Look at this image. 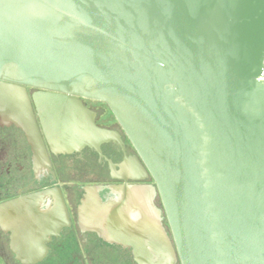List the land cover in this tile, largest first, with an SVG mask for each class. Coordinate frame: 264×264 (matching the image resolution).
<instances>
[{"label": "water", "instance_id": "95a60500", "mask_svg": "<svg viewBox=\"0 0 264 264\" xmlns=\"http://www.w3.org/2000/svg\"><path fill=\"white\" fill-rule=\"evenodd\" d=\"M263 60L264 0H0V126L104 158L105 104L154 187L85 188L89 229L136 264H264Z\"/></svg>", "mask_w": 264, "mask_h": 264}, {"label": "flooded vegetation", "instance_id": "af4514ba", "mask_svg": "<svg viewBox=\"0 0 264 264\" xmlns=\"http://www.w3.org/2000/svg\"><path fill=\"white\" fill-rule=\"evenodd\" d=\"M81 102L94 114L97 128L117 135L99 147L112 167L89 147L54 155L44 144L47 162L35 161L24 132L0 126V264H136L131 249L109 244L90 230L79 207L87 187L101 188V202L121 196L133 202L131 194L117 187H154V182L149 175L131 179L138 173L136 164L144 166L109 108L93 100ZM153 205L170 235L157 192Z\"/></svg>", "mask_w": 264, "mask_h": 264}, {"label": "built area", "instance_id": "2783aa9c", "mask_svg": "<svg viewBox=\"0 0 264 264\" xmlns=\"http://www.w3.org/2000/svg\"><path fill=\"white\" fill-rule=\"evenodd\" d=\"M263 61H264V60H263ZM259 79H260L261 81H264V68H263V70H262V72H261V74H260Z\"/></svg>", "mask_w": 264, "mask_h": 264}, {"label": "bare ground", "instance_id": "6f19581e", "mask_svg": "<svg viewBox=\"0 0 264 264\" xmlns=\"http://www.w3.org/2000/svg\"><path fill=\"white\" fill-rule=\"evenodd\" d=\"M90 193H91V192L89 191L87 196H89V195H90Z\"/></svg>", "mask_w": 264, "mask_h": 264}]
</instances>
